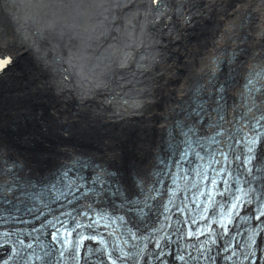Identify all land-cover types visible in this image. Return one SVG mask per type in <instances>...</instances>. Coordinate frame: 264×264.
I'll list each match as a JSON object with an SVG mask.
<instances>
[{"label":"bare ground","instance_id":"obj_1","mask_svg":"<svg viewBox=\"0 0 264 264\" xmlns=\"http://www.w3.org/2000/svg\"><path fill=\"white\" fill-rule=\"evenodd\" d=\"M152 1L154 0L122 1V6L125 5L126 9L133 5L131 18L136 17L132 23L134 31L143 19L142 22L149 29L146 31V40L100 41L90 49L91 56L83 68L63 67L67 79L72 78V81L54 90L60 98H68L80 108L93 103L100 109H109L106 113L109 124L133 123L136 134L126 144L130 150L138 149V158L132 159L130 164V160L123 158L122 148L106 139L104 135L108 133L94 138L86 129L82 131L92 138H86L84 143L90 142L96 149L80 148L70 140L68 143L56 144L61 152H52V156H49L51 152L41 148L34 156L18 155L13 159L9 146L1 143L0 163L4 161L18 166L14 170L18 179L37 182L36 178H31L35 177V173L39 177H46L51 173L50 168H39L40 165L35 160L38 156L43 160L41 165L47 162V165H51L57 160V168L60 159L80 156L89 162L87 173L95 167L109 172L111 177L108 181L118 186L122 197L133 199L137 196V190L133 189L132 178L140 185L146 183L154 157L163 155L166 146L163 141L164 132H171L172 125L182 123L193 106H205L210 100V95L205 96L200 91L196 102L192 101L195 79L209 76L212 83L222 88L221 103L226 102L224 106L231 111L229 105L236 101L234 96L246 69L254 64H264V0H155L156 6ZM13 2L17 3L16 7L27 5L23 0H0V54L9 50L16 41L20 46L23 44L9 17V13L12 16ZM84 20L88 18L84 17ZM38 27L43 28L42 25ZM208 30H213V34L209 35L211 32ZM196 31L197 35L192 36L195 40H190V34ZM41 40H44V45H49L47 36H42ZM59 46L54 53L59 51ZM97 48L102 51L97 53ZM224 49L226 52L223 55L229 57L230 54L232 59L219 58L216 67H213L211 56ZM49 50L51 53L52 48ZM62 53H58L59 57ZM204 84L207 94L211 90L209 91L207 82L204 81ZM262 94L263 91L258 96L261 97ZM73 112L75 113L69 116V113L62 110L56 111L58 120L62 122L61 126L80 123L78 111ZM200 117H204V114ZM88 120L81 121L90 124ZM55 133L59 135L60 132L58 130ZM65 135L61 137H70L71 133L67 131ZM175 136L174 127L170 138ZM108 137L115 139L114 135L108 134ZM42 140L41 145L46 147L48 140ZM51 145L54 146L53 143ZM77 150L86 153H76ZM126 162L130 167L123 165ZM115 200L118 201L116 198ZM155 204L156 201L148 202L146 212ZM20 220L22 219L18 221Z\"/></svg>","mask_w":264,"mask_h":264},{"label":"water","instance_id":"obj_2","mask_svg":"<svg viewBox=\"0 0 264 264\" xmlns=\"http://www.w3.org/2000/svg\"><path fill=\"white\" fill-rule=\"evenodd\" d=\"M23 1L27 2L26 7H16L17 3L13 2L12 16L9 13L23 44L20 46L16 41L0 54V127L3 126L0 137L14 146L34 151L41 149L42 138L54 144L51 124L55 125L57 118L51 114L49 118L44 112L46 101L50 104V96L59 97L55 92L57 87L72 81V78L67 79L63 67L83 68L91 56L90 49L100 41L146 40L149 29L142 19L134 31L133 5L126 9L122 6L123 0ZM152 4L156 6L157 1ZM42 36H47L49 45H44ZM57 46L59 51L54 53ZM49 48H52L51 53ZM60 51L63 52L61 57ZM61 99L68 101L65 97ZM40 106L44 107L42 111ZM64 112L68 113L65 109ZM77 125L73 123L71 136H86L79 134ZM20 129L24 131V144L16 137ZM8 131L15 136L6 134Z\"/></svg>","mask_w":264,"mask_h":264},{"label":"rangeland","instance_id":"obj_3","mask_svg":"<svg viewBox=\"0 0 264 264\" xmlns=\"http://www.w3.org/2000/svg\"><path fill=\"white\" fill-rule=\"evenodd\" d=\"M228 1V0H227ZM230 14H232V13H230ZM229 14V15H230ZM198 31V30H197ZM197 31L196 32H192L191 34H190V36L189 37H192V36H195L196 34H197ZM209 31V30H208ZM193 34H195V35H193ZM190 40H195V38H192V39H190ZM199 40V39H198ZM203 40V39H202ZM253 46V45H252ZM59 98L60 97H53V96H50V99L52 100H50V104L48 103V101H46V105H45V107L48 109V112L45 110V114H47V116L50 118V114L51 115H53V116H55V113H56V111L59 109V110H62V112H64V109L69 113L68 115H72V114H74L75 112H73V111H78V113L80 114L81 112V116H80V123H78V126L80 125V126H82L83 128L81 129V130H88L89 131V133L91 132L92 134H93V136H94V138L95 137H97V136H99V135H104V134H106V133H108V134H110V135H114L115 136V139H112V138H109L108 137V134L107 135H104V136H106V139L108 140H110V141H114L113 143H114V145L115 146H118L120 149H121V152H122V155L124 156L123 158L125 159V160H130L129 161V163L131 164V160L132 159H136V158H138V156H139V151H138V149H136V151H133V150H135V149H133V150H130L129 148H128V145L126 144L128 141V139H130V138H132V135L133 134H136V129H135V125L133 124V123H131V122H128L127 124H109L108 123V121L107 120H109L108 118H107V112H108V110L109 109H100V107H97L98 105H96V104H93V103H91L90 105H88V106H84V107H78L77 105H76V103H74V102H72V101H70V100H65V102L60 98V101H59ZM47 104H48V106H47ZM94 105V106H93ZM77 106V107H76ZM43 106H40V110L42 111L43 110ZM67 108V109H66ZM71 108L73 109V111H71ZM94 108V109H93ZM77 109V110H76ZM87 109V110H86ZM54 110V111H53ZM94 111V112H93ZM62 114H65V113H62ZM91 114V115H90ZM90 117V118H89ZM55 118H56V116H55ZM89 119L88 121H89V123L90 124H87L86 122H84V123H82V121L81 120H83V119ZM94 120V121H93ZM97 120V121H96ZM96 121V122H95ZM82 124V125H81ZM107 124L109 125L108 127H107ZM1 125V124H0ZM72 125H73V123H68L67 125L65 124V125H63V126H54V122L51 124V127H52V132L54 131V132H57L58 130H59V135L60 136H66L65 135V132H69V133H71V131H72ZM127 126V127H126ZM2 127V126H1ZM106 127V128H105ZM45 128V127H44ZM102 128V129H101ZM106 130H105V129ZM105 131H104V130ZM99 130V131H98ZM93 131V132H92ZM23 129H20L19 131H18V133L16 134V137L19 139L18 141L19 142H23L24 141V139L23 138H25L24 136H23ZM53 132V133H54ZM135 132V133H134ZM6 134H8V135H14L15 136V134H12V133H10L9 131L6 133ZM82 134V133H81ZM86 134V133H85ZM73 136L74 135H72L71 137H66L65 139H62V137H57V136H54L53 138H52V140H54V145H55V147L53 148V153L54 152H57V153H59V152H61V148L59 147V146H57V145H61V143H68V142H70V140H71V143H72V141L73 142H75V144H77V146H79L80 148L81 147H83V148H91V149H96V148H94L95 147V145H91V143L89 142V144H85L84 142H86L85 141V139H86V137L87 138H92L91 136L90 137H88V136H81L82 138H78L77 137V139H73ZM117 136V137H116ZM120 137V138H119ZM122 137H124V138H122ZM67 139V140H66ZM105 139V140H106ZM60 140V141H59ZM66 140V141H65ZM80 142H82V143H80ZM1 143H3V141H0V144ZM48 144H46L47 146V148H49V146H51L52 147V145H51V142H47ZM79 143V144H78ZM23 144H24V142H23ZM57 144V145H56ZM2 145H5L4 143L2 144ZM63 145V144H62ZM82 145V146H81ZM58 147H59V150H58ZM102 147V146H101ZM12 150L10 151V155L13 157V159H16L17 158V156L18 155H21V156H24V153L22 154V153H20V152H18L17 150H15L14 148H11ZM77 149H79V148H77ZM103 149V148H102ZM55 150V151H54ZM97 150H99V149H97ZM27 151H29V149H27ZM48 152V151H47ZM51 152V153H52ZM62 152H64V150L62 151ZM120 152V153H121ZM26 153H30V155H32V154H34L33 152H26ZM53 153L51 154V155H49V156H52L53 155ZM76 153H86V151H82V152H79V150H77V152ZM126 154V155H124V154ZM127 156V157H126ZM31 157V156H30ZM73 157V156H72ZM71 158V156L70 157H68V158H66V159H58L59 161H58V166H59V164H61L64 160H67V159H70ZM121 158V157H120ZM39 159V158H38ZM122 159V158H121ZM40 160V159H39ZM42 161L43 160H40V161H38L39 162V164L41 165V163H42ZM56 162H57V160L56 161H54V163H51V165L49 164V165H47L48 164V162L46 163V164H44V165H42L41 166V168L43 169V168H50V172H53V170H55V168H57V164H56ZM125 164H127V165H125ZM130 164H128V162H126V163H124L123 165H125V167H130ZM40 168V169H41ZM35 170H37V169H35ZM35 176H37L36 175V173H35ZM38 177V176H37Z\"/></svg>","mask_w":264,"mask_h":264}]
</instances>
